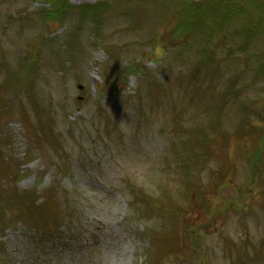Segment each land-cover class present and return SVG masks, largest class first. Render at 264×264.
<instances>
[{"label": "rangeland", "instance_id": "374dc122", "mask_svg": "<svg viewBox=\"0 0 264 264\" xmlns=\"http://www.w3.org/2000/svg\"><path fill=\"white\" fill-rule=\"evenodd\" d=\"M185 1L0 0V264H264V0Z\"/></svg>", "mask_w": 264, "mask_h": 264}, {"label": "trees", "instance_id": "16d2710c", "mask_svg": "<svg viewBox=\"0 0 264 264\" xmlns=\"http://www.w3.org/2000/svg\"><path fill=\"white\" fill-rule=\"evenodd\" d=\"M64 1V0H62ZM199 3H201L200 1L197 0H186L184 3H182V9L184 11V19L183 20H179L178 23L176 24V27L174 29V33L173 35L175 37H183L182 39L184 41H188L196 32H199V34L201 33V31L205 30L206 27H203L205 24V19L207 17L210 16H215L216 15V10L215 12L212 14L211 13V8H206L208 6H212L210 3L208 2H204L207 3L205 7L201 6ZM255 6L260 8V6L258 5V3H255ZM89 7L93 8L95 7V5H89ZM87 8V7H85ZM83 8V9H85ZM236 6L234 7V9L230 6H226V13L223 14V16L225 15H231L232 11H235ZM95 10L93 9L92 13H94ZM63 14V13H62ZM62 14L60 16L57 17V19H60V17L62 18ZM83 17V16H82ZM228 19V17H227ZM260 19H264V16H262ZM217 19L214 18V20L209 23V27L210 29L214 28L215 26H217ZM264 21V20H263ZM262 21H258L255 22L257 23V25L255 23H251L249 26H244L242 31H238V33L240 34V36L242 37V43L238 46V49L240 50H245L248 46L249 40L255 36H257L258 34H260L259 32L261 31L260 27L257 28L258 25H260ZM191 24L193 25V27L191 26ZM208 27V26H207ZM192 28H197L194 32L193 30H190ZM184 29V31H182ZM210 34V33H209ZM259 59H260V64L259 66L256 68V75L257 74H261L264 72V59L262 60L260 57H264V54L258 55ZM217 60L215 55L214 58L210 60V63ZM128 66V65H127ZM205 138V136H204ZM253 164L255 165V161H253ZM32 200V197H31ZM36 200V199H35ZM34 202V200H33ZM35 203V202H34ZM30 206V207H29ZM29 206H28V214L31 217V219H33L35 225L39 224L41 225V227L44 226H48V222L44 217V213L47 212L50 215H53L55 211H52L53 209V204L50 198H46L45 200H41L38 203L32 205V201L29 202ZM59 218V216H58ZM63 221L64 218L62 217ZM61 220V218H60ZM58 222H56L57 226H61L59 225V219H57ZM49 230V229H48ZM50 231V230H49ZM158 262V261H157ZM159 263V262H158ZM156 264V263H153ZM160 264V263H159Z\"/></svg>", "mask_w": 264, "mask_h": 264}]
</instances>
